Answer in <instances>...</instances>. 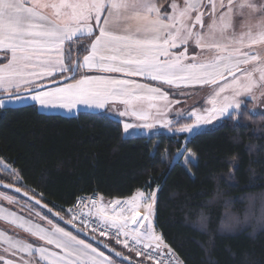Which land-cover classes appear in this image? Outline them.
<instances>
[{"label": "snow or ice", "instance_id": "6c2138e0", "mask_svg": "<svg viewBox=\"0 0 264 264\" xmlns=\"http://www.w3.org/2000/svg\"><path fill=\"white\" fill-rule=\"evenodd\" d=\"M208 5L211 6L209 23L205 26L206 13L201 10L206 7L204 0H184L183 6L172 0L171 11L163 12L157 0H0V52L8 54L7 62L0 63V94L22 99L23 92L30 90L28 98L39 105L69 110L79 104L104 108L110 101L119 100L127 106L120 115L134 116L145 122L143 127L151 129L157 123L165 127L171 124L162 119L171 107L167 93L134 79L102 75L76 79L81 68L144 77L176 88L219 85L209 100L211 107L200 114L191 113L197 125L212 123L230 109L240 108L237 97L251 91L254 72H259L264 80V59L252 51L254 46L264 45V0L259 5L255 0H240L239 4L236 0H227V4L220 0V11L216 0H208ZM244 9L250 10V15L242 23V31L237 33L233 16L237 11L243 15ZM251 13L262 14L252 23ZM82 36L94 37L88 54L83 56L82 63L71 60L65 63L66 42ZM190 43L201 50L214 49L217 55L211 60L189 56ZM181 47L182 51H174ZM245 48L249 51H244ZM257 61L253 69L242 70L243 65ZM66 73H71L64 77L71 82L39 90L42 87L39 82L44 78ZM4 103L0 99V106ZM132 127L131 123L124 124L125 131ZM179 131L190 133L193 128L184 126ZM4 198L11 202L10 197ZM154 203V192L146 195L137 190L123 201L116 199L105 204L103 197L99 202L89 200L88 204L78 206L77 212L95 216L101 236L114 230L117 242H122L125 248L129 242L144 249L168 248L173 264H183L153 228L150 216ZM142 209L147 212L143 217ZM0 219L24 229L46 245L34 247L32 243L0 232V242L8 245L4 251L13 256L17 252L29 257L37 253L42 264H114L103 252L51 220H48L49 227H44L15 214L6 216L2 210ZM0 260L4 264H17L4 256ZM21 260L22 264H32L23 257Z\"/></svg>", "mask_w": 264, "mask_h": 264}, {"label": "trees", "instance_id": "16d2710c", "mask_svg": "<svg viewBox=\"0 0 264 264\" xmlns=\"http://www.w3.org/2000/svg\"><path fill=\"white\" fill-rule=\"evenodd\" d=\"M157 2L162 12L171 11L172 0ZM91 41L71 44L80 49L73 62ZM251 109L248 100L217 127L186 142L180 134L124 138L121 122L101 113L62 118L42 114L35 105L0 108V158L19 172L25 186L4 175L0 180L69 221L65 209L81 195L97 192L122 200L137 190L154 192L156 230L183 263L264 264V114ZM185 153L195 161H185ZM90 233L135 262L152 264Z\"/></svg>", "mask_w": 264, "mask_h": 264}, {"label": "rangeland", "instance_id": "374dc122", "mask_svg": "<svg viewBox=\"0 0 264 264\" xmlns=\"http://www.w3.org/2000/svg\"><path fill=\"white\" fill-rule=\"evenodd\" d=\"M176 2L178 4H180L181 6H183L184 0H178ZM219 3H220V0H216L217 11H220ZM224 3L227 4V0H224ZM239 3H240V0H236V4H239ZM255 3H257L259 5L262 3V0H255ZM204 5L206 7H203L201 10L205 11V13H206L204 16V23L206 26L209 23L208 12L210 11L211 6L208 5V0H204ZM234 7H235V5H234ZM261 14L262 13H251V22L255 23ZM193 15H195V13ZM249 15H250V10H248V9L243 10V15H241L239 13V11L235 12V14L233 16V25H234V30L237 33L242 31L241 25ZM197 27H199V26H197ZM189 46H190L189 48L191 50L190 54L192 52H193V54L196 53V51L194 52V48H197V47L191 43L189 44ZM197 51H198L197 55H198L200 60H211L217 55V52L214 49L201 50V49L197 48ZM244 51H249V49L245 48ZM252 51L254 54H259V56L262 59H264V45L254 46ZM73 55L75 56V53H71V55H70V50H68V53H67V56L65 59L67 63H69V60H71V62L74 63L72 60L74 58ZM70 58H72V59H70ZM258 63H259V61L250 63L248 65H243L242 70L253 69ZM66 75H67V73L64 74V76H62V78H64ZM237 75L239 76L240 73L238 72ZM60 79L61 78L57 79V77H56L52 81H56V80H60ZM253 80H254V86L251 89V91L248 93L241 94V96L237 97V101L239 102L240 108H241L245 104V102L249 100L252 102V109L251 110H253L254 113L264 114V80H262L260 78L259 72L253 73ZM52 81H50V82H52ZM50 82H48V83H50ZM220 83L223 84V81H221ZM155 85H156V82L150 81V86H155ZM158 85H160V89L163 92L168 94V99L171 102L170 110L166 113L165 117H162V119L166 118L167 120L171 121V124L168 127H165V126H163V124L157 123L155 127L148 129V128H145L142 126L145 123L144 121L142 124H139L137 122H132L134 127L125 131V137L126 138H131L133 136H136V137L146 136L148 138H151V137H155L156 135H158L160 133H164L166 135L167 134H169V135L180 134V135L186 136V138H187L186 142H187L188 140H190V138L193 135H195L197 133H201V131L212 130L213 128L217 127L222 120L230 117L232 114H235V112H239V109H240V108L239 109H235V108L230 109L226 115H224L223 117H221L219 119L214 120L212 123L197 125L195 117L192 116L191 113L196 112L197 114H200V113H203L204 111H206L208 108H210L211 105L209 104V100H211L212 97L215 95V91L218 90L219 85H194L191 87L181 86L179 88L172 87L169 85H165V86H163L162 84H158ZM158 103L162 104L163 102H158ZM130 117H131V115L125 116V118H130ZM117 118H119V117H117ZM184 120H191V122L187 125L184 122ZM138 125H140V126H138ZM184 126H191L193 128V131L190 133L179 131V129L181 127H184ZM185 150H186V148H184L182 152L184 153ZM183 158L185 159V161H188L189 159L193 162L195 161L193 155L190 153H185ZM148 193H150V192L149 191L145 192L146 195ZM4 197H10L11 202L8 199H5ZM0 199H1L0 200L1 202L3 201L6 203L5 205H7V207L10 206L11 208H14V209H15V206L20 207L19 210H22L23 212L35 215L36 218H38L39 220H44V218H45V214H43L41 211H39L37 208H35L30 203L26 202L25 200H22L21 197L19 198L18 196L12 194L11 192H7L5 190L0 189ZM155 201H156V195H155ZM155 210H156V207H155V203H154L153 213L150 216V219L152 221V225H153L155 232L157 234H159V232L156 230V227H155V218H154ZM37 213H39V215H37ZM146 214H147V212L144 209H142L141 210L142 217H143V215H146ZM48 220H50V219L48 218ZM145 224L147 226V222H145ZM133 226H135V225H132V227ZM122 246H124V244H122ZM127 249L133 253L132 248L127 247ZM108 257L113 262H117L116 260H114L110 256H108Z\"/></svg>", "mask_w": 264, "mask_h": 264}, {"label": "crops", "instance_id": "0c3cea01", "mask_svg": "<svg viewBox=\"0 0 264 264\" xmlns=\"http://www.w3.org/2000/svg\"><path fill=\"white\" fill-rule=\"evenodd\" d=\"M176 1H178V0H176ZM82 38H92V40L94 39V37L82 36V37L74 38V40L72 42H66L65 53H64L65 59H66L68 50H70V55H71V53H75V56H76V54L79 52L80 49H77V48L72 49V48H70V46L76 40L82 39ZM90 44L87 46L88 50H87V53L85 55H87L88 51L90 50ZM189 47L190 46H188V55L189 56H193L194 54L197 55V53H198L197 48H194V52L196 51V53L193 54V52H192L190 54L191 50ZM182 50H183V47H181L180 49H176L174 51H182ZM75 56L73 55V57H75ZM7 57H8V54L0 52V63H6ZM70 59H72V58H70ZM82 61H83V57L78 60L79 63H82ZM65 63H67L66 60H65ZM70 74L71 73H67V75H70ZM84 75H88V76H101L102 75V76H110L112 78L134 79L140 83H146L149 85H150V81H151V80L145 79L144 77H126L122 73H101L95 69L87 70V69H83V68H81L79 74L77 75L78 77L76 79H79ZM62 76H64V74H56V76L54 78H51V77L44 78L39 83L43 85V84H46V83L52 81L56 77L62 78ZM154 82H156V85L152 86V87L160 88V85H158V84H162L163 86L166 85L160 81H154ZM64 85L65 84H63L61 86H64ZM53 88H55V87H53ZM0 95H4V94H0ZM28 96H29V94H27V96H24V98H22V99H16L14 96L12 98H5L4 99L5 103H4V105L0 106V108L5 109V108H16V107H23V106H28V105H35L36 107H38L39 111L42 114L49 115V116L57 115V116H60L62 118L63 117L74 118L80 112H89V113H93V114L101 113V114H105L106 116H110L111 118L117 120L118 122H121V126L123 127L124 138H126L125 137V129H124L125 123H131V124H132V122H137L139 124L143 123V121L138 120L134 116H131L130 118H125V116L120 115L121 112L126 110L127 106L124 105L123 103H121L119 100L110 101L109 103H107L105 105L104 108L90 107L87 105L79 104L76 107L69 110L67 108H63V107H59V106H57V107H43V106L39 105L38 102H35V101L31 100L30 98H28ZM117 117H119V118H117ZM133 137H136V136H133ZM133 137H131V138H133ZM142 137H144V136H142ZM0 175H2V176L4 175L7 178H10L11 180H13L15 183H17V184L21 183L25 186L24 180L21 177V175L19 174V172L17 170H15L10 164L6 163L2 158H0ZM124 199H127V198H124ZM124 199H122V201ZM114 200H116V199H112V201H114ZM5 204H6L5 202L0 201V210H2L6 216H8L9 214H15V216L23 217L25 220L30 221L32 223H37V224H40L41 226L49 227L48 218L46 216H45L44 220H39L38 218H36L35 215L23 212L22 210H19L20 207L15 206V209H14V208H11L10 206L7 207V205H5ZM53 224H55V222H53ZM55 225L61 227L57 223ZM133 227H135V226H133ZM0 232L5 233L7 236L12 237L13 239L22 240V241H25L28 243H32L34 245V247L46 246V245H44V242L38 241L36 237L32 236L30 233H27L24 229L17 227L16 225L8 222L5 219H0ZM7 247H8V245L6 243L0 242V256H4L5 259H13L17 262V264H22L21 257H23L24 260H29L32 262V264H42V262L39 260V256L37 253H33V255L31 257H29L26 253L17 252L16 255L13 256L11 254V252H5L4 251V249ZM47 247H53V246H47ZM93 247H95V246H93ZM53 250H55V249H53ZM105 256H107V255L105 254ZM0 264H4V261L0 260ZM114 264H119V263L114 262Z\"/></svg>", "mask_w": 264, "mask_h": 264}, {"label": "water", "instance_id": "95a60500", "mask_svg": "<svg viewBox=\"0 0 264 264\" xmlns=\"http://www.w3.org/2000/svg\"><path fill=\"white\" fill-rule=\"evenodd\" d=\"M74 63H79L78 61H75ZM78 75V74H77ZM76 75V76H77ZM67 82H71L70 80H65V78H61L60 80L52 81L50 83L43 84L42 87L39 89L41 91L48 90L53 87L61 86L63 84H66ZM29 92H23V96H27ZM5 98H9L7 95H0V99L4 100ZM0 189L5 190L7 192H11L12 194L21 197L22 199L28 201L29 203L35 205L38 207L41 211L46 212L50 218H52L55 222H58L65 228H68L72 233L76 234L78 237L80 236L82 239L87 241L88 243L94 244L96 247L101 249L102 251H105L107 254H109L113 259L118 260L122 264H140L132 260L127 255L125 256L123 253L119 252L115 248L113 249L109 244L105 243L104 241L99 240L96 236H94L92 233L87 232L86 230L81 231L80 226L76 225L74 222L68 223L69 220H66L65 218L61 219V215L57 216L56 213H58L56 210H53L48 204H46L44 201H41L37 197L33 196L32 194H29L27 191H25L22 188H18L10 183H6L0 180ZM16 189H20V191H16ZM27 192L28 195L25 196L24 193ZM39 201V203H37ZM45 205L47 207H45ZM119 253V255H118Z\"/></svg>", "mask_w": 264, "mask_h": 264}, {"label": "built area", "instance_id": "2783aa9c", "mask_svg": "<svg viewBox=\"0 0 264 264\" xmlns=\"http://www.w3.org/2000/svg\"><path fill=\"white\" fill-rule=\"evenodd\" d=\"M103 197V202L105 204H108L112 202L111 199H108L104 197L103 195L98 194L97 192L90 193L89 195H81L78 197V200L70 207H68L66 212L69 214L71 217V220L78 225L80 224L84 230L87 232H93L94 234L98 235L99 237H103L106 239H109L111 241L117 242V237L115 235V231L111 230L108 231L107 235L101 236L100 235V229L97 224V218L95 216H86V215H79L77 212V207L80 206L81 204H88L89 200H95L99 202V198ZM71 209L72 211H69ZM84 211H87V209H83ZM93 229H96L95 231ZM123 237H120L119 240L123 241ZM118 244L122 245V242H117ZM129 247L132 248L133 253H135L137 256L145 259L147 262L152 263V264H173V257L171 255V252L169 251L168 248H161L159 250H155L154 248H149V249H144L143 246H134L132 245L131 242H129ZM140 252L138 255L137 252ZM174 252L173 250H171ZM147 253H151V257L147 255ZM176 257L181 261L179 256L177 255L176 252ZM185 264V263H183Z\"/></svg>", "mask_w": 264, "mask_h": 264}]
</instances>
